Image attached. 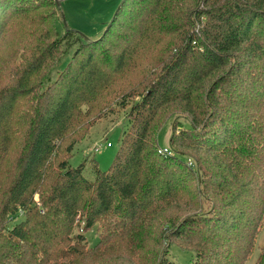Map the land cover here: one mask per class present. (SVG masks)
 <instances>
[{
	"label": "trees",
	"instance_id": "trees-1",
	"mask_svg": "<svg viewBox=\"0 0 264 264\" xmlns=\"http://www.w3.org/2000/svg\"><path fill=\"white\" fill-rule=\"evenodd\" d=\"M61 1L0 0V45L13 36L7 54H22L16 66L0 62L14 81L0 88V264L84 259L77 220L86 216L90 229L119 212L130 220L156 212L171 234L190 231L194 264L208 255L209 264H243L264 217V0H124L95 39L56 29ZM65 43L75 55L45 87L41 70ZM159 44L166 59L153 56ZM137 66H145V89L122 92ZM121 92L115 103L130 105L129 127L112 166L96 162L90 180L85 164L69 159L93 124L89 113ZM175 103L188 125L176 120V154L160 153L152 127ZM183 168L197 173L196 187ZM186 208L201 212L177 221ZM160 264L177 263L164 256Z\"/></svg>",
	"mask_w": 264,
	"mask_h": 264
},
{
	"label": "rangeland",
	"instance_id": "rangeland-1",
	"mask_svg": "<svg viewBox=\"0 0 264 264\" xmlns=\"http://www.w3.org/2000/svg\"><path fill=\"white\" fill-rule=\"evenodd\" d=\"M123 2L124 0H103L102 3L97 4L95 0L92 3H85L84 0H62L60 2L61 13L59 12L55 19L56 29L63 34L70 27L73 30L79 31L84 38H98L113 21ZM123 20L129 21L127 18L125 19V16ZM124 31L125 28H122L120 33ZM12 34L18 35L19 38L21 37L18 28ZM13 39V36L9 38L5 36L2 40L0 45V62L7 59L14 60V66H16L18 64L17 62H20L19 56L22 54H7L9 53L10 43ZM177 39L178 37L175 41ZM115 40H117L116 36L111 37L110 40L102 44L103 49L108 48L110 45L108 42ZM76 47V45L65 43L60 49V54H57L56 59L50 60L45 68L41 70L42 78L45 77V87L49 84L48 79L56 80L59 71L63 70L70 60L72 61ZM159 54H162V58L164 59L169 55L167 51L163 50V44L157 46V51L154 52L153 56L159 57ZM26 56L30 57V54H26ZM5 67L0 68V76L2 72L8 73L0 77V88L14 82L12 81V75H9L12 69L11 66ZM141 70L142 66H137L133 72L126 76L129 84L122 89V92L128 91L133 87L136 88V92L145 89L147 83L142 81L145 76V66L142 73ZM42 81L39 84H42ZM122 92L117 94L118 96L112 94L108 97L109 102L113 99L110 104L108 102L109 105H105L102 102L99 108L97 107V109L89 113L90 115L86 119L93 121V124L88 127L84 137H81L78 141L73 155L69 159V165L71 167L85 164L84 174L90 180H93L95 177L93 166L96 162L103 171H107L112 166L119 150L124 131L129 127L127 113L130 105L123 108L121 105L115 103V101H119V96H121ZM116 96L117 98H115ZM137 98L135 97L133 100ZM31 102H33L32 99H29L22 103L24 106L22 110L29 109L32 105ZM102 107L105 108L101 109ZM184 116L185 114L176 103L169 105L161 111L152 127V137L155 138L157 134L159 150H166L176 154L170 145V135L174 129L176 120H182L184 125H188V122L182 119ZM69 142V139L65 140L63 143L64 146ZM108 143H111V146H108ZM20 149L21 147L14 150L13 155L15 153L18 155ZM188 162L195 169L194 161L189 159ZM180 174L183 178H187L190 181L193 188L197 186L196 172L190 171L189 168H183ZM55 177L56 173L53 174L51 182H53L52 180ZM46 192L44 190L43 193ZM39 199L40 196H36V200ZM164 208L165 213L171 209L168 206ZM208 209V205L202 207L203 212L208 211ZM186 210L176 219L177 221H181L189 213L193 212L196 215L201 212L200 208H186ZM125 216L122 215V212H119L112 218L99 221L90 229L86 227V216L79 218L73 235L81 233L86 236L85 243L82 242L87 250L86 258L75 259L72 257L70 260L62 259L58 261V264H160L164 256H167L169 260L177 264H194L196 261V251L192 242H190V238H192L190 231L187 230L181 237L171 234V230L164 224L165 219L163 220V215L157 216L156 212L151 214L144 213L143 217L140 219L138 217L137 220H130ZM204 226L206 229L209 228L211 222L206 221ZM135 230L137 233L134 234ZM70 244L72 245V241ZM212 250L211 248V253ZM263 252L264 217L257 232L253 251L243 264H258V258ZM206 258H208V263L204 264H209L212 257L208 255ZM54 262H51V264H57Z\"/></svg>",
	"mask_w": 264,
	"mask_h": 264
},
{
	"label": "snow or ice",
	"instance_id": "snow-or-ice-1",
	"mask_svg": "<svg viewBox=\"0 0 264 264\" xmlns=\"http://www.w3.org/2000/svg\"><path fill=\"white\" fill-rule=\"evenodd\" d=\"M85 3H92L93 0H84ZM95 2H97V4H100L103 2V0H95Z\"/></svg>",
	"mask_w": 264,
	"mask_h": 264
},
{
	"label": "built area",
	"instance_id": "built-area-1",
	"mask_svg": "<svg viewBox=\"0 0 264 264\" xmlns=\"http://www.w3.org/2000/svg\"><path fill=\"white\" fill-rule=\"evenodd\" d=\"M108 146H111V143H108ZM160 153H170L169 151L166 150H159Z\"/></svg>",
	"mask_w": 264,
	"mask_h": 264
}]
</instances>
